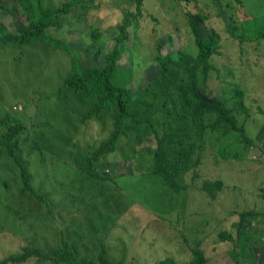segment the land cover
Masks as SVG:
<instances>
[{
	"label": "rangeland",
	"instance_id": "rangeland-1",
	"mask_svg": "<svg viewBox=\"0 0 264 264\" xmlns=\"http://www.w3.org/2000/svg\"><path fill=\"white\" fill-rule=\"evenodd\" d=\"M68 1L31 0L44 9ZM72 1L83 5L47 35L74 47L85 66L103 67L123 11L134 12L136 6L132 0ZM22 7L18 0H0V138L11 124L26 126L17 139L38 194L24 191L18 166L0 147V264H52L38 255L2 261L26 248L55 256L66 241L78 248L80 259L98 264L103 251L119 264H157L167 256L187 261L197 244L208 264H264V0H143L142 16L132 19L129 38L119 45L116 81L147 96L148 83L160 74L158 44L164 54L184 51L173 66L177 81L197 51L186 15H192L202 37L213 31L221 37L199 91L207 100L224 102L250 141L237 130L207 128L205 146L195 152L197 163L178 174L185 185L181 190L154 172L157 140L154 134L140 136L144 124L128 129L117 149L96 163L101 178L84 172L79 155L110 136L114 113L103 110L101 119L86 118L91 102L69 90L57 95L71 72L72 54L36 39L24 45L1 42L29 25ZM242 27L247 41L240 44L231 34ZM155 104L153 118L162 133L171 102L160 95ZM206 180L221 181V188L212 186L215 197L204 188ZM244 211L255 213L248 216L251 227L239 234L236 223ZM223 231L232 239L222 240Z\"/></svg>",
	"mask_w": 264,
	"mask_h": 264
},
{
	"label": "trees",
	"instance_id": "trees-1",
	"mask_svg": "<svg viewBox=\"0 0 264 264\" xmlns=\"http://www.w3.org/2000/svg\"><path fill=\"white\" fill-rule=\"evenodd\" d=\"M136 10H124V19L117 25L118 35L116 44L106 55V62L103 67L85 66L81 56L74 47H71L65 40H56L51 35H47L50 28L58 27L60 20L74 10L82 1L74 2L69 0L64 3L62 8L44 9L43 6L35 8L31 0H18L24 11L27 13L30 23L26 28H19L18 34L7 33L1 39L4 44L14 43L16 45L29 44L32 40L39 42L46 41L61 50L72 54V69L65 78L60 91L57 92L62 97L64 90L87 99L91 102V107L87 111L86 118L93 116L101 119L103 110L113 111L114 129L107 139H104L99 146L95 147L91 153H81L77 160L78 165L89 175L97 178L102 176L96 170V163L103 155L117 149V140L128 129H138L139 125L144 124L145 130L140 136L154 134L157 140V149L153 153V170L160 175L167 185L174 190L185 188L178 179L179 173H185L194 166L195 152L201 151L205 143V131L211 127L213 129L223 128L225 132L239 131L244 141L249 142L250 138L243 125L238 123L234 112L225 105L224 102H213L207 100L199 91L200 79L206 83L213 63L210 61L213 54L219 52L220 35L213 31L208 37H202L196 27L191 14L188 17L189 26L194 37L197 51L192 61L184 68V74L177 81L174 76L173 66L184 56L183 50L175 53L162 52L163 46L158 44L156 60L159 65V77L148 83L149 91L147 96H142L144 91L135 92L131 87L120 84L116 81L118 67L116 65L121 57L120 44L129 38L128 28L131 26L132 19L142 16L143 0H132ZM243 10V3L237 1ZM83 5V4H82ZM87 5L86 7H90ZM22 7V8H23ZM98 7V5H95ZM245 27L236 28L232 32V37L239 40L240 44L247 41ZM256 36V35H255ZM264 37V28L260 32ZM257 37V36H256ZM100 38L98 28L92 33V40L97 42ZM254 41V40H250ZM256 41V40H255ZM157 86V87H156ZM156 87V88H155ZM159 88V90H158ZM168 96L171 105L165 112L168 126L161 133L154 122L153 113L156 110L155 99L158 96ZM156 107V108H155ZM213 117L212 123L208 117ZM26 126L22 123L9 125L5 138H0V147H2L18 166L24 191L29 194H38L33 183L32 174L22 155L20 140L17 134L24 131ZM221 188L220 180H206V188L212 197L216 196L215 190ZM255 211H244L238 221L237 228L239 234L245 229L251 227L248 216ZM222 240L232 239V236L223 231L220 233ZM55 256L45 253L39 248H26L24 252L5 258L2 263L24 261L32 256L38 255L42 259H52V264H98L92 260L78 257V248L67 241L59 249ZM192 258L187 261H176L167 256L161 259L157 264H208V258L199 244L191 248ZM101 264H119L109 261L104 251L100 255Z\"/></svg>",
	"mask_w": 264,
	"mask_h": 264
}]
</instances>
